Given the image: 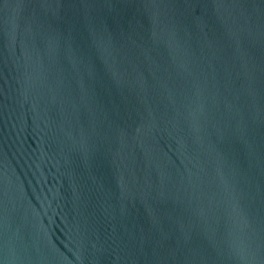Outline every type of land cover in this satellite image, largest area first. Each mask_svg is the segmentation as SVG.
Here are the masks:
<instances>
[{"label": "water", "instance_id": "obj_1", "mask_svg": "<svg viewBox=\"0 0 264 264\" xmlns=\"http://www.w3.org/2000/svg\"><path fill=\"white\" fill-rule=\"evenodd\" d=\"M0 264H264V0H0Z\"/></svg>", "mask_w": 264, "mask_h": 264}]
</instances>
